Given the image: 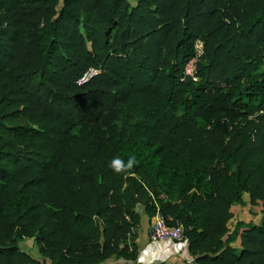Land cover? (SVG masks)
<instances>
[{
    "label": "trees",
    "instance_id": "trees-1",
    "mask_svg": "<svg viewBox=\"0 0 264 264\" xmlns=\"http://www.w3.org/2000/svg\"><path fill=\"white\" fill-rule=\"evenodd\" d=\"M140 209L190 264H264V0H0V264L133 260Z\"/></svg>",
    "mask_w": 264,
    "mask_h": 264
},
{
    "label": "crops",
    "instance_id": "crops-1",
    "mask_svg": "<svg viewBox=\"0 0 264 264\" xmlns=\"http://www.w3.org/2000/svg\"><path fill=\"white\" fill-rule=\"evenodd\" d=\"M143 216L144 217L140 214V222L135 229L136 236L134 241L137 245V254L135 259L128 260L118 257H109L101 264H161L167 259V262L163 264H181L184 262H191L192 257L187 254L186 242L150 241L148 239L147 230L152 217L148 219L145 214H143ZM31 243V241L21 240L18 242V246L31 258L40 261L41 257L37 252V248ZM41 264H50V262L47 259H43Z\"/></svg>",
    "mask_w": 264,
    "mask_h": 264
},
{
    "label": "built area",
    "instance_id": "built-area-1",
    "mask_svg": "<svg viewBox=\"0 0 264 264\" xmlns=\"http://www.w3.org/2000/svg\"><path fill=\"white\" fill-rule=\"evenodd\" d=\"M203 54V43L200 39H195L193 42V54L185 62L182 70V78L190 77L193 80L195 76V66L197 61ZM97 73V70L93 68L87 69V71L81 76L78 82L85 81L89 76ZM148 239L150 241H170V242H185V238L182 234V228L180 225H168L164 221L163 217L155 213L148 225L147 230Z\"/></svg>",
    "mask_w": 264,
    "mask_h": 264
},
{
    "label": "rangeland",
    "instance_id": "rangeland-1",
    "mask_svg": "<svg viewBox=\"0 0 264 264\" xmlns=\"http://www.w3.org/2000/svg\"><path fill=\"white\" fill-rule=\"evenodd\" d=\"M256 207L255 206H239L238 208L233 209V216L229 219L227 225H228V243L229 245L233 246V247H237L238 246V232L244 228V225L247 221L250 222H254L257 220V213H256ZM140 214L142 217L143 213H141V209L139 210ZM21 240L23 241H31L32 245H35V243L33 242V240L31 238H22ZM20 240V241H21ZM19 241V242H20ZM158 242H165V241H158ZM187 250V248H186ZM188 254V252H187ZM168 260V259H167ZM167 260L165 262H167ZM188 260V258H187ZM178 261V260H176ZM190 261V260H189ZM163 262V263H165ZM161 263V264H163ZM181 264H190L187 262L181 263Z\"/></svg>",
    "mask_w": 264,
    "mask_h": 264
},
{
    "label": "clouds",
    "instance_id": "clouds-1",
    "mask_svg": "<svg viewBox=\"0 0 264 264\" xmlns=\"http://www.w3.org/2000/svg\"><path fill=\"white\" fill-rule=\"evenodd\" d=\"M112 163H113V167L115 168V170L117 172L123 170L124 164H123V162L120 159H115ZM132 164H133V160L132 159H129L128 164H127V167L128 168H131L132 167Z\"/></svg>",
    "mask_w": 264,
    "mask_h": 264
}]
</instances>
